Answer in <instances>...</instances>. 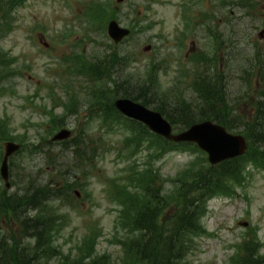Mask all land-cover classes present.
Wrapping results in <instances>:
<instances>
[{
    "label": "rangeland",
    "instance_id": "rangeland-1",
    "mask_svg": "<svg viewBox=\"0 0 264 264\" xmlns=\"http://www.w3.org/2000/svg\"><path fill=\"white\" fill-rule=\"evenodd\" d=\"M9 16L7 29L0 31L6 59L0 77V162L5 142L22 149L8 162L11 188L0 178V200L35 183L60 188L71 183L50 203L61 219L48 240L60 256L50 260L78 259L85 244L94 242V258L129 264L121 242L136 235L130 222L139 204L131 205L124 194L139 196L140 203L150 199L138 184L142 172L151 173L145 185L154 177L153 187L172 197L211 166L195 145H167L148 130L139 134L123 116L97 114L92 104L101 91L92 92L97 80L83 71L85 66L111 52L126 53L131 72L153 82L157 104L174 122L178 108L196 102L201 78L219 73L224 121L230 133L245 136L264 91V34L259 36L264 0H26ZM110 19L133 34L114 45L106 34ZM108 85L102 82L100 89ZM112 91L103 100L111 99ZM191 118L198 120L199 110ZM64 128L70 137L52 141ZM242 166L241 179L227 181L221 193L206 200L202 232L187 238L182 264H234L238 256L244 258L248 241L264 256V169L247 160ZM1 207L3 246L13 238L20 248L32 247L33 238L23 235L14 214L4 212L8 207ZM24 208V215H34Z\"/></svg>",
    "mask_w": 264,
    "mask_h": 264
},
{
    "label": "trees",
    "instance_id": "trees-1",
    "mask_svg": "<svg viewBox=\"0 0 264 264\" xmlns=\"http://www.w3.org/2000/svg\"><path fill=\"white\" fill-rule=\"evenodd\" d=\"M25 1L0 0V25H3L0 31L4 32L7 29L10 12ZM93 8L97 12L99 4H94ZM129 29L132 35L133 30ZM102 57V60L97 63L85 66L86 70L82 69L97 80L98 86H95L92 92L97 89H99L98 92L101 91V95L92 104L98 106L97 114L110 112L121 116L113 108V99L123 97L159 111L175 131H182L196 122L208 119L230 129L224 121L227 112L222 113L221 109L224 90L220 83L222 77L219 73H212L213 75L209 74L208 77L201 78V82L196 84L194 89L198 103H186L178 108L179 113H176L178 120L174 122L166 112L167 108L157 104L153 82L144 80L139 73L131 72L129 65L132 61L126 53L116 51ZM80 62H83V58L80 59ZM5 65V56L0 53V77ZM261 79L264 84V74ZM102 82H107L109 85L100 89ZM111 89H113L112 98L103 100V97L108 95V91ZM260 95L261 99L257 102L252 123L244 131L249 143L248 151L244 156L208 167L206 171L198 173L190 185H181V190H175L172 197L162 195V190L153 187L154 177L145 185L146 178L151 175L147 170L142 172L138 184L141 187V192L147 194L150 199L140 203L139 196L131 193L124 194L130 197L131 205L139 204V210L130 222V231L136 235L127 242H121L124 257L127 258L129 264H182L181 260L188 249L187 238L202 232L199 221L205 212L206 200L221 193L220 191L225 188L224 185L227 181L241 179L243 161L247 160V162L264 169V91ZM196 110H199V118L194 121L191 118V113ZM236 121L237 119L234 118L235 128ZM131 122L135 124V131L141 135L147 134L148 131L143 125ZM154 137L167 145L172 144L155 135ZM78 147L77 144L73 145L75 154ZM74 157L81 159L78 155H74ZM70 187L71 183H67L62 188L58 187L56 183L50 185L35 183L31 186L28 185L20 195L14 193V196L6 197L3 201L0 200L1 206L4 204L8 207L4 212L7 214L9 211L14 214L23 230V235H29L28 237H32L34 240L33 246L28 249L20 248L13 238L9 240L8 246H3L0 242V264H54L50 259L58 258L60 255L48 240L58 231L57 223L61 222V219L57 218L58 216L50 203L60 200L63 190H70ZM122 190L125 188L122 187ZM1 206L0 210H2ZM24 207H29L34 215H24V212L27 211ZM170 210H173L171 214L165 215ZM81 251L84 254L78 259L71 260L70 257L64 256L59 264H108L105 257L94 258V242L85 244ZM258 252L259 249L254 247L253 242L248 241L243 244L244 258H241L242 255L238 256L234 264H264V256L256 255Z\"/></svg>",
    "mask_w": 264,
    "mask_h": 264
},
{
    "label": "water",
    "instance_id": "water-1",
    "mask_svg": "<svg viewBox=\"0 0 264 264\" xmlns=\"http://www.w3.org/2000/svg\"><path fill=\"white\" fill-rule=\"evenodd\" d=\"M123 0H117L118 3ZM130 34L129 29L122 27L116 20L107 23V36L115 43L121 42ZM259 36H262L260 32ZM150 46L144 47L148 51ZM114 107L129 119L144 124L149 131L171 143H191L207 154L208 162L214 166L225 160H230L245 154L248 144L242 135H233L227 130L209 120L195 123L186 130L175 133L168 121L159 112L152 111L143 105L128 98H117ZM70 131L60 130L52 137V141L66 140ZM19 144L6 142L4 154L0 165V176L4 181L5 188H10L8 173V158L19 150ZM76 195H79L75 192ZM244 226L246 225L243 224Z\"/></svg>",
    "mask_w": 264,
    "mask_h": 264
},
{
    "label": "flooded vegetation",
    "instance_id": "flooded-vegetation-1",
    "mask_svg": "<svg viewBox=\"0 0 264 264\" xmlns=\"http://www.w3.org/2000/svg\"><path fill=\"white\" fill-rule=\"evenodd\" d=\"M191 51L193 52V51H195V49H194V48H192V50H191Z\"/></svg>",
    "mask_w": 264,
    "mask_h": 264
}]
</instances>
